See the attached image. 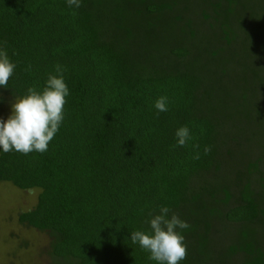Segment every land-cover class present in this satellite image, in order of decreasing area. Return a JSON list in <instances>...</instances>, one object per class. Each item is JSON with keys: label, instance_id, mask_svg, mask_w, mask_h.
Wrapping results in <instances>:
<instances>
[{"label": "trees", "instance_id": "1", "mask_svg": "<svg viewBox=\"0 0 264 264\" xmlns=\"http://www.w3.org/2000/svg\"><path fill=\"white\" fill-rule=\"evenodd\" d=\"M0 50L15 64L0 104L56 64L69 88L46 152L0 149V183L39 190L16 219L53 264H158L130 234L161 207L190 224L180 264H264L249 227L264 224V0H0Z\"/></svg>", "mask_w": 264, "mask_h": 264}, {"label": "clouds", "instance_id": "2", "mask_svg": "<svg viewBox=\"0 0 264 264\" xmlns=\"http://www.w3.org/2000/svg\"><path fill=\"white\" fill-rule=\"evenodd\" d=\"M71 8L81 7L82 0H67ZM29 66V69L30 70ZM15 64L10 62L6 50H0V86L7 87L13 75ZM55 75L49 73L42 92L35 87L27 89V95L14 97L11 115L5 121L0 119V149L8 153L16 151L27 155L32 152L44 153L50 141L60 129L64 120V105L70 94L60 64L55 65ZM157 115L167 112L168 97L160 96L154 104ZM176 144L173 147H184L193 137L185 125L175 132ZM199 149V144L193 145ZM205 155L211 152V146L203 149ZM193 159H201L196 151ZM149 231L137 230L130 234L133 244L149 253V259L158 264H180L187 256V245L182 234L190 224L181 219L168 207H161L159 213L152 215L148 221Z\"/></svg>", "mask_w": 264, "mask_h": 264}, {"label": "rangeland", "instance_id": "3", "mask_svg": "<svg viewBox=\"0 0 264 264\" xmlns=\"http://www.w3.org/2000/svg\"><path fill=\"white\" fill-rule=\"evenodd\" d=\"M12 103L14 98L3 96V102L0 104V119L6 121L11 115ZM260 154L264 156V153L260 152ZM38 192L37 189L20 191L9 183H0V264H53L47 252L48 235L26 228L18 224L16 219L18 214L33 208ZM249 227L260 233L258 235H264L262 222H256ZM235 229L225 223L218 224L215 244L227 243L231 238L229 234Z\"/></svg>", "mask_w": 264, "mask_h": 264}]
</instances>
